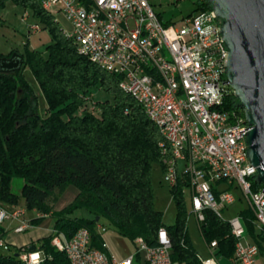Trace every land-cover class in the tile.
Returning a JSON list of instances; mask_svg holds the SVG:
<instances>
[{"label": "trees", "instance_id": "obj_1", "mask_svg": "<svg viewBox=\"0 0 264 264\" xmlns=\"http://www.w3.org/2000/svg\"><path fill=\"white\" fill-rule=\"evenodd\" d=\"M9 1L31 11L48 30L51 43L47 55L27 47L25 54H20L24 63L19 72L0 73V209L21 206L19 196L11 191L13 179L19 178L24 182L25 210L43 216L35 217L31 225H41L48 216L54 224L46 237L23 247L7 244L6 231L0 225V240L7 246L0 247V264H32L21 258L32 246L44 256L40 264H69L66 255L53 246V239L60 236L69 240L82 228L90 231L93 247L105 251L103 233L98 230L102 220L135 249L138 239L149 247L157 246L159 231L165 228L172 242L173 264H203L188 233L185 185L170 188L176 207L174 225L167 226L164 213L155 208L153 172L156 166L164 172L159 148L163 137L141 104L122 91V78L80 54L41 0H0V9ZM211 10L208 0H199L191 15ZM3 25L0 17V28ZM25 67L30 68L46 99L45 115L39 113L38 96L23 74ZM96 89L112 100L94 101ZM223 110L245 117L231 87ZM69 187L78 190L76 199L56 212V204ZM263 187L257 179L253 181L254 191ZM78 210L91 217L77 216ZM239 216L252 242L263 248L264 232L256 235L252 209L243 208ZM199 229L209 249L216 243L214 257L232 263L237 240L229 221L208 210ZM141 259L138 254L136 263Z\"/></svg>", "mask_w": 264, "mask_h": 264}, {"label": "built area", "instance_id": "obj_2", "mask_svg": "<svg viewBox=\"0 0 264 264\" xmlns=\"http://www.w3.org/2000/svg\"><path fill=\"white\" fill-rule=\"evenodd\" d=\"M182 0H170L178 3ZM152 0H44V8L63 14L73 26L75 43L85 49L91 61H106L128 87L149 100L150 108L163 126L177 138V148L185 168L186 185L190 191L193 214L198 225L205 221L208 204H216L214 213H222L239 200L255 214L258 228L264 232V187L253 189L258 180V168L247 154V136L251 130L245 117L223 110L228 92L226 57L229 49L223 39V21L213 10L182 18L168 25L152 6ZM34 33L41 30L33 27ZM140 54V62L132 61ZM181 76V83H174ZM176 86H183L185 106H178ZM163 179L170 188L176 187L173 164L163 145ZM259 181V180H258ZM26 210L0 209V225L6 221L20 222L14 231L31 230L25 219ZM37 217H43L38 213ZM223 217V216H222ZM236 227V240H243V249H235L232 264H257L264 257V247L247 241L246 229L238 215L231 219ZM101 233L107 230L98 226ZM63 252L69 264H137L141 255L144 264H173L172 242L165 228L158 234V244L152 249H136L118 260L92 245V235L80 229L71 239L55 236L52 242ZM203 264H218L213 255ZM0 247L7 248L3 240ZM21 258L40 264L41 252L30 251Z\"/></svg>", "mask_w": 264, "mask_h": 264}, {"label": "rangeland", "instance_id": "obj_3", "mask_svg": "<svg viewBox=\"0 0 264 264\" xmlns=\"http://www.w3.org/2000/svg\"><path fill=\"white\" fill-rule=\"evenodd\" d=\"M199 0H182L178 3H172L170 0H152V6L157 14L162 16L163 21L165 22H179L182 18L191 15L196 8L197 2ZM56 20L59 22L63 32L70 36L73 33V26L67 20L63 14L54 13L53 14ZM0 17L4 19V25L0 28V55L7 56L12 51L18 54H25L27 47L30 50H38L46 54L47 46L51 43V37L48 30L43 29L42 24L32 16L31 11L24 10L21 7L16 6L13 2H7L4 9H0ZM40 25L41 30L34 33L33 27L35 25ZM13 53V54H14ZM12 54V55H13ZM23 74L34 89L38 96L39 102V113L45 115L47 109V102L39 88V85L31 72L29 67L23 69ZM94 101L104 102L106 100H112L111 96L100 89H96L93 95ZM88 108H91V105L88 104ZM24 186L23 180L15 178L12 181L11 191L15 195L19 196L20 203L23 206L24 200L22 198V188ZM153 187L155 193V208L158 211L164 213V223L167 226H172L175 223L176 219V207L173 201V197L170 191V186L164 182L163 172L161 168L155 167L153 172ZM70 199H67V202L73 201V195H69ZM68 198V196H67ZM61 199V198H60ZM66 203V199H65ZM71 204V203H70ZM69 204V205H70ZM186 205L188 209V233L191 239L193 246L196 248L198 253L203 259H208L213 257L212 250L206 245L197 222V219L194 214L191 213V199L187 197ZM247 204L244 201H238L233 206L224 210L221 213V217L231 221V219L237 217L239 212L246 208ZM26 217H35L33 211H26ZM192 214V215H191ZM79 217H91L88 212L85 210H78L76 213ZM54 220L52 218H47L45 221V226H48L50 229L53 228ZM100 224L107 229V234L112 238L113 243L120 251L125 249L130 252H134V246L126 239L120 237L114 228L108 226V224L102 220ZM260 229L256 230V235H258ZM247 241L252 242V236L247 234ZM3 253H6L2 249ZM25 259V258H22ZM31 262L30 259H26ZM218 264H232L229 260H226L222 257L216 258ZM34 264L33 262H31ZM257 264H264V257L258 260Z\"/></svg>", "mask_w": 264, "mask_h": 264}, {"label": "water", "instance_id": "obj_4", "mask_svg": "<svg viewBox=\"0 0 264 264\" xmlns=\"http://www.w3.org/2000/svg\"><path fill=\"white\" fill-rule=\"evenodd\" d=\"M223 21L222 35L229 49L228 85L245 110L251 126L248 157L264 184V0H208ZM24 58L14 53L0 58V73L19 72ZM99 221V218L97 219ZM35 246L30 251H35Z\"/></svg>", "mask_w": 264, "mask_h": 264}, {"label": "bare ground", "instance_id": "obj_5", "mask_svg": "<svg viewBox=\"0 0 264 264\" xmlns=\"http://www.w3.org/2000/svg\"><path fill=\"white\" fill-rule=\"evenodd\" d=\"M42 6L44 8V0H41ZM47 12L51 13L52 15L55 12H51L50 8H44ZM66 35V34H65ZM68 38L73 39L75 42V34L72 33L70 36L66 35ZM78 51L80 54L85 55V49L81 46L80 43H75ZM132 61L133 62H140V54H132ZM99 67L102 69L111 72L116 75V71L113 70L112 66H108V63L106 61H94ZM228 62V57H226V64ZM174 83H181V76H174ZM120 87L124 93L127 95L132 96L135 100L141 104L143 107L146 116L153 122L157 128L160 130L161 135L163 137V142L161 145L164 147V151L166 153V156L168 157L169 162H172L173 164V175L176 180V184L183 183L186 185V178H185V168L183 160L180 159V155L178 153L177 148V138H173L170 131L166 128V126H163L162 122H160L157 117L154 116L152 109L150 108V102L148 99L143 97L140 92L135 90L133 87H128L127 83L122 79ZM176 98H178V106H185V96H183V86H176ZM246 121V118H245ZM250 126V125H249ZM247 154H248V145H247ZM183 194L186 197H190V191L188 188H185L183 191ZM191 213L193 214V205L191 200ZM208 210L210 211H216V204H208ZM191 214V215H192ZM219 217H221V213H216ZM222 218V217H221ZM229 224L232 229L233 236H236V227L234 224H232L231 221H229ZM142 240V239H138ZM142 247L145 249H152V247H149L143 240H142ZM236 249H243V240H237Z\"/></svg>", "mask_w": 264, "mask_h": 264}, {"label": "crops", "instance_id": "obj_6", "mask_svg": "<svg viewBox=\"0 0 264 264\" xmlns=\"http://www.w3.org/2000/svg\"><path fill=\"white\" fill-rule=\"evenodd\" d=\"M69 195H73V201L76 199L78 195V190L74 187H69L68 190L65 192V194L61 197L59 202L55 206V211H61L65 207H67L71 202H67V199H70ZM68 196V198H67ZM66 199V203H65ZM18 208L25 209L24 206H19ZM35 214V217L38 216V212L33 211ZM27 214V213H26ZM35 217H29L27 218L25 215V219L28 221L33 220ZM47 218H51L50 216L46 217L41 225L33 227L30 231L26 233H16L14 229L19 226L20 222L18 220L14 221H6L2 224V227L6 231V235L4 237V241L13 246V247H23V246H29L32 243L37 242L43 237H46L52 229H50L48 226H45V221ZM104 242L108 247V252L117 258L118 260H122L126 257H128L133 252H130L129 250L125 249L124 251H120L116 245L113 243L112 238L107 234V232L103 233ZM135 249V248H134ZM263 256H260L262 258ZM259 258V260H260ZM139 264V263H137ZM140 264H144V262H140Z\"/></svg>", "mask_w": 264, "mask_h": 264}, {"label": "flooded vegetation", "instance_id": "obj_7", "mask_svg": "<svg viewBox=\"0 0 264 264\" xmlns=\"http://www.w3.org/2000/svg\"><path fill=\"white\" fill-rule=\"evenodd\" d=\"M10 58V57H9Z\"/></svg>", "mask_w": 264, "mask_h": 264}]
</instances>
